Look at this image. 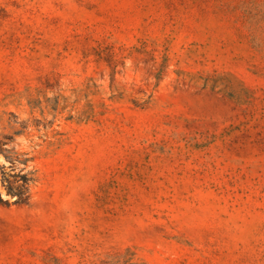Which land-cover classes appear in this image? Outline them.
Masks as SVG:
<instances>
[{
  "label": "rangeland",
  "instance_id": "1",
  "mask_svg": "<svg viewBox=\"0 0 264 264\" xmlns=\"http://www.w3.org/2000/svg\"><path fill=\"white\" fill-rule=\"evenodd\" d=\"M0 264H264V0H0Z\"/></svg>",
  "mask_w": 264,
  "mask_h": 264
}]
</instances>
